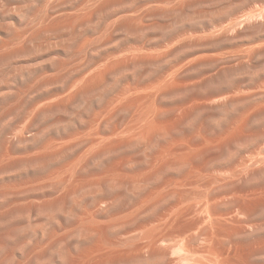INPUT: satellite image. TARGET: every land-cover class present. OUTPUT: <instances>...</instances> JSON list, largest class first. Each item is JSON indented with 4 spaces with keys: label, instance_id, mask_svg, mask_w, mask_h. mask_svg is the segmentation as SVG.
<instances>
[{
    "label": "rangeland",
    "instance_id": "374dc122",
    "mask_svg": "<svg viewBox=\"0 0 264 264\" xmlns=\"http://www.w3.org/2000/svg\"><path fill=\"white\" fill-rule=\"evenodd\" d=\"M0 264H264V0H0Z\"/></svg>",
    "mask_w": 264,
    "mask_h": 264
},
{
    "label": "bare ground",
    "instance_id": "6f19581e",
    "mask_svg": "<svg viewBox=\"0 0 264 264\" xmlns=\"http://www.w3.org/2000/svg\"><path fill=\"white\" fill-rule=\"evenodd\" d=\"M263 245V244H262ZM260 247V246H259Z\"/></svg>",
    "mask_w": 264,
    "mask_h": 264
}]
</instances>
